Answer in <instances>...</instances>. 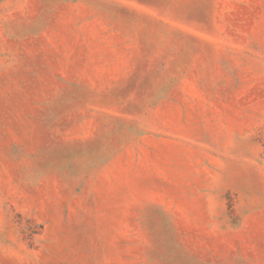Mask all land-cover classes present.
I'll list each match as a JSON object with an SVG mask.
<instances>
[{
	"label": "rangeland",
	"instance_id": "374dc122",
	"mask_svg": "<svg viewBox=\"0 0 264 264\" xmlns=\"http://www.w3.org/2000/svg\"><path fill=\"white\" fill-rule=\"evenodd\" d=\"M0 264H264V0H0Z\"/></svg>",
	"mask_w": 264,
	"mask_h": 264
}]
</instances>
